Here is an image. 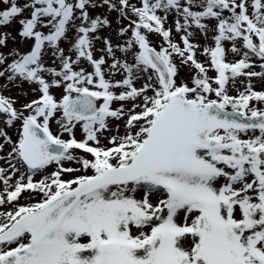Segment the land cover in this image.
<instances>
[{"label": "snow or ice", "instance_id": "snow-or-ice-1", "mask_svg": "<svg viewBox=\"0 0 264 264\" xmlns=\"http://www.w3.org/2000/svg\"><path fill=\"white\" fill-rule=\"evenodd\" d=\"M0 264H264V0H0Z\"/></svg>", "mask_w": 264, "mask_h": 264}]
</instances>
